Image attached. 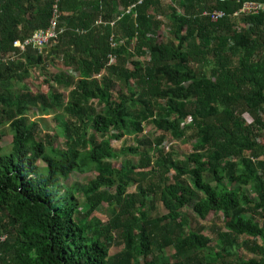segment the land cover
Listing matches in <instances>:
<instances>
[{"label":"trees","instance_id":"trees-1","mask_svg":"<svg viewBox=\"0 0 264 264\" xmlns=\"http://www.w3.org/2000/svg\"><path fill=\"white\" fill-rule=\"evenodd\" d=\"M138 1L0 0V126L11 135L0 146V264H264V11ZM212 10L224 16L202 14ZM53 18L40 52L13 45ZM28 112H53V132ZM146 123L158 134L140 136ZM167 135L191 142L185 158L165 149ZM124 136L135 144L113 148ZM157 202L165 211L153 215ZM185 208L220 213L218 250ZM166 247L170 259L152 255Z\"/></svg>","mask_w":264,"mask_h":264},{"label":"rangeland","instance_id":"rangeland-1","mask_svg":"<svg viewBox=\"0 0 264 264\" xmlns=\"http://www.w3.org/2000/svg\"><path fill=\"white\" fill-rule=\"evenodd\" d=\"M140 2L142 0H139ZM138 1V2H139ZM165 1H170V0H165ZM166 20V19H165ZM164 34L165 36L168 35L166 32V29L164 27ZM143 60L147 59V56L144 55L141 57ZM50 72H56V70L54 68H49ZM34 74V76H36V80L35 78H31V81H34V85H38V81L41 80L40 76H37V73L35 74L34 72H32ZM42 76V74H41ZM52 86L55 88V90H57L58 92L62 93V94H66L67 89L57 86L54 83H52ZM64 105V101L61 100L60 101V110L59 112H61L62 106ZM96 109L99 110L101 108V106L99 105H95ZM28 115L30 116L31 120H37L40 124L41 127L44 128V132H49L52 133L53 130V126H54V120H55V114L53 112L46 114V115H37V114H33V112H28ZM244 117L246 120L250 121V117L247 114H244ZM40 118V119H39ZM42 118V119H41ZM0 132L3 133V138L0 141V146L1 147H5L8 148L9 147V142L11 140V135L7 129L6 126H0ZM188 133V132H187ZM158 132L154 130V127L151 123H146L144 125V130L141 133L140 136H150L153 137L154 135H157ZM61 138L57 137L55 139L56 143H61ZM165 146V149L170 152H173L175 154L176 157H178L179 159H183L186 157V151L190 149L191 146V142L186 141V139H175L170 135H167L165 140L162 142ZM135 144L134 142V138L132 136H124L121 139H112L111 140V145L113 148H121L123 146H133ZM151 154L154 156V150H151ZM120 160H122V157H118L116 160H112L113 163L115 162H119ZM134 161H136V158H134ZM95 176L94 172H90V173H85V174H78V173H72L69 176V180H68V185H72V186H79L81 187L82 184H84L87 180L93 178ZM185 181L189 182V178L185 177ZM135 188L134 186H131L128 191H133ZM186 212H188V216L191 222V227L194 229H200L201 232L204 235H207L210 237V242L208 243V250H212V251H216L220 248V243L216 238L214 229L221 223V215L220 213H218L215 216H212V214H209L205 219H199L193 212H191L189 209L185 208L184 209ZM164 208L161 205V202H157L154 211L152 212L153 215L156 214H161V212H164ZM110 216V210L107 207V205L105 203L102 204V206L99 208V210L96 213V217H98L102 222H106L108 220ZM250 216V215H248ZM255 219L258 220L259 222H262L263 218H261V216H255ZM121 247L120 246H113L112 250H119ZM242 254L243 258H248L253 256V254L249 251H244L241 250L240 251ZM172 254V248L170 247H166L164 248L161 252H157L152 254L155 258H162V259H170L169 257ZM153 257V258H154ZM150 258V256H149ZM154 258V259H155Z\"/></svg>","mask_w":264,"mask_h":264},{"label":"built area","instance_id":"built-area-1","mask_svg":"<svg viewBox=\"0 0 264 264\" xmlns=\"http://www.w3.org/2000/svg\"><path fill=\"white\" fill-rule=\"evenodd\" d=\"M140 2V1H139ZM138 2V3H139ZM264 11V2L246 0L241 3L238 10H236L233 15L238 16L240 14H254ZM209 16L212 21H216L224 16V13L220 10H212L208 12H203ZM120 17V16H119ZM117 17V18H119ZM56 37L55 33V19H51L50 26L45 29H37L33 32L30 38L24 40V42L14 41L13 45L19 47L23 50L24 46L32 43V45L38 49L46 45L51 39ZM5 235L0 234V241L4 240Z\"/></svg>","mask_w":264,"mask_h":264},{"label":"crops","instance_id":"crops-1","mask_svg":"<svg viewBox=\"0 0 264 264\" xmlns=\"http://www.w3.org/2000/svg\"><path fill=\"white\" fill-rule=\"evenodd\" d=\"M116 18H117V17H116ZM113 22H114V21H111L110 23L113 24ZM23 42H24V41H23ZM44 47H45V45H44ZM44 47H43V48H44ZM41 49H42V48L38 49V51L40 52ZM23 50H24V48H23Z\"/></svg>","mask_w":264,"mask_h":264},{"label":"bare ground","instance_id":"bare-ground-1","mask_svg":"<svg viewBox=\"0 0 264 264\" xmlns=\"http://www.w3.org/2000/svg\"><path fill=\"white\" fill-rule=\"evenodd\" d=\"M242 3V2H241ZM241 5V4H240ZM238 10V9H237ZM221 11V10H220ZM203 12H207V11H203ZM203 12H202V14H203ZM205 15V14H204ZM119 16H121V14L119 15ZM219 20V19H218Z\"/></svg>","mask_w":264,"mask_h":264}]
</instances>
